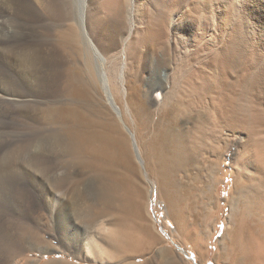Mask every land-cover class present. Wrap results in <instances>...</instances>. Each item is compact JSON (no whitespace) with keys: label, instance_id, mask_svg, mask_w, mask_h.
<instances>
[{"label":"bare ground","instance_id":"6f19581e","mask_svg":"<svg viewBox=\"0 0 264 264\" xmlns=\"http://www.w3.org/2000/svg\"><path fill=\"white\" fill-rule=\"evenodd\" d=\"M0 15L6 18L0 23L7 35L6 56L0 59V114L6 119L14 115L20 125L0 129V193L6 207L0 215V264H114L138 240L136 224L108 221L117 215L119 194L111 182L115 166L127 167L134 157L125 136L118 139L120 147L118 136L102 121L103 129H92L91 123L90 130L80 108L55 107L64 100L60 97L74 99L77 92L74 82L64 81L67 87L58 89V67L63 66L49 31L79 20L89 40L88 22L92 26L105 18L116 24L119 38L105 56L89 40L95 75L118 114L112 83L130 95L128 113L134 114L135 129L127 130L138 161L156 178L167 219L178 225L189 207L195 221L212 220V207H220L218 186L228 157L233 182L223 233L229 242L227 261L264 264V0H0ZM148 46L155 48L162 65L145 84L155 110L138 91L145 81L143 50ZM71 70V81L73 74L80 78L78 70ZM81 78L79 85L85 81ZM41 111L51 114L52 126L62 122L65 133L49 124L43 137ZM75 166L93 172L103 189L91 202L83 196L74 203L79 221L60 212L71 182L65 170ZM135 204L127 198L123 206L135 213ZM42 208L50 212L48 221L36 217ZM55 215L58 220L51 221Z\"/></svg>","mask_w":264,"mask_h":264},{"label":"rangeland","instance_id":"374dc122","mask_svg":"<svg viewBox=\"0 0 264 264\" xmlns=\"http://www.w3.org/2000/svg\"><path fill=\"white\" fill-rule=\"evenodd\" d=\"M4 19H6L5 16L2 17L0 15V21L4 20ZM111 22L112 21L110 19L105 18L100 23H97L96 25L92 24V26H91V25H89V22L87 24L88 31H89V37H90L89 40L92 39L91 41H93L92 42L93 46H95L98 50H100L99 52L102 55L105 53L107 54L106 51H107V49L111 48V46L113 48L116 47L117 42H118L119 34L117 33V28H115L116 24L112 22V24L114 25L113 26L111 24ZM47 23L48 22L46 21V25H47ZM75 29L77 31H75ZM66 32L67 33L70 32V33L67 34ZM54 33H56V34H54ZM49 34H50V38H51L50 40H52L51 41V43L53 45L52 49H53L54 53H56L57 56L59 57L57 59L58 65L63 66V68L58 67V70L60 69L57 72V75H58L57 79L60 80V82H59L60 86L58 89H60V90H62L63 88L65 89L67 87L68 83L74 82V87L76 89V92L78 95H80V96H78L76 94V96H73V95H75V94H73L71 96H73L75 98L73 99L71 97V99H70V97H68V96H70V94H68V95L65 94L64 96L60 97V100H59V101H61V100H63L62 98H64V100L61 101L62 104L60 102V104L58 103L57 105H55V107L56 106L59 107V105H60L61 107H64V106L73 107V108H76L77 110L80 108L78 111H80V113L84 112L82 116H84V120H86L85 122H87V124L89 123L88 127L90 130L92 128V126H91L92 124H93L92 129H94L95 128L94 125H96L97 128H95V130H98V129L100 130L101 128L103 129L104 126L108 125L106 127V129L108 128L109 131H111V133L115 137L118 136L117 137V141H118L117 145L120 142V140H118V139L119 138L121 140L124 139V137L122 136V135H124L125 138L127 139V140L125 139V141L127 142L126 144H128L127 147L129 149L131 148V150H129V151L131 153L132 152L134 153L133 154L134 157L131 156V158L133 157L132 161H130L127 164L129 166L126 167L125 164H118L115 166L116 170H117V176L114 177L116 179L112 178L111 182L114 181L113 183L117 186V194H119V195H117V211H116L117 215L113 214L112 216L109 217L108 221H114V218H115L116 221H118V220H120V221H131V223L136 224L137 225L136 236H137L138 240H137V242H135V245L134 246L132 245L131 248L127 252L121 253L122 255L120 256L118 262L114 263V264H229L228 263L229 259L227 258L228 257L227 251H230L229 244H228L229 242L223 238V233H224L225 226H226V217H227V214L229 211V208H228L227 203H226V199H227V197H229L231 187H232V182H233V179H232L233 169L231 167L230 159L228 157H226L222 163L223 171H222V174L220 175L221 182L218 186V192H219V195L221 198L220 207L217 204L214 205L215 207H217L216 209H215V207H212V209H211V212L213 214L212 220H210V221H195L194 216H192V214L194 215V212H193V210H192V212H190L191 210L188 207L184 213V216L185 215L186 216L185 217L183 216L184 218L182 217L183 220H185V221H179L178 225H177V221H175L174 223H176V224H174L172 220H170L169 218L167 219V210L164 206L163 199L159 195V193H157L158 192V190L156 188L157 183H155L156 178L154 176L150 175V172L148 171L147 168L145 170V167L138 161V159L136 157L132 138H131L130 134L128 133V130H127V127L131 128V130L135 129L134 128L135 127V125H134L135 119L132 115H130L132 112L130 111L128 113V108L129 109L131 108V104H130L131 103V101H130L131 97H130V95L129 94H127L126 96L122 95L117 90L116 86L113 85V83H112V87L110 86L111 87L110 88L111 98L113 100V103L117 107V109H119L118 111L120 112V114H118L117 111L115 110V108L110 104L109 100H107L108 95L104 91L102 83L99 80V76L95 75V73H96V69H95L96 68V66H95L96 65V58H95V54H94V48H92V44L90 43V41L84 35H82V30H81L79 20L78 21L74 20V21L69 22V23L61 24V27H59L55 30L49 31ZM3 35H4V38H6L7 35L4 32V23H0V59L4 58L6 56V50H5V44H4L5 40L3 38ZM69 35L73 37V38L71 37L70 40H69V38H70ZM76 37L78 38V40H76L77 39ZM113 37H115V38H113ZM115 39H117L116 42H115ZM85 40H87V41H85ZM107 43L109 45H107ZM57 46H58V48H57ZM108 46H110V47H108ZM66 47L68 50L66 49ZM72 47L75 50V52L72 49ZM88 48H90V50ZM147 48H148V50H145ZM76 49H77V52H76ZM154 49L155 48L148 46V47L144 48L145 51L143 50V63L145 65H147V69L145 70V72L143 74V79H145V81L141 82L140 85H138V87H140L138 90L140 92V95L143 94L144 97L146 96L145 97V101H146L145 103H147L148 108H150L151 110H155L157 107H153L152 104L150 103L151 100H148L149 94H147V93H149V92H148V89L146 88L145 84L147 83L148 80H150V78L152 77V75L154 74L156 69H158L159 67L162 66L161 64L159 66V64L157 63V60L160 59V56L158 55V53ZM101 51H103V52L105 51V52L102 53ZM91 52H92V55H91ZM154 52H156V53L154 54ZM61 53H63V54H61ZM105 55H103V56H105ZM152 55H157V56H152ZM145 56H146V58H145ZM67 57H68V59H67ZM79 57H81L80 60L83 59V61L81 60V63H80V60L78 59ZM151 59H152V61H151ZM74 61H75V63H74ZM87 61L90 64H88ZM91 61H93V64L91 63ZM145 61H146V63H145ZM150 61L152 64L150 63ZM86 63L88 64V66H86ZM72 64H73V66H72ZM82 64L84 66H81ZM74 65H76V67H74ZM71 69L72 70L74 69V70L72 71ZM89 69H92L94 71H92V70L90 71ZM67 70H71L73 73L76 70H78L76 72H78L77 74H78V76H80V78L78 77V79H76V78L74 79L75 74H73L72 81H71V77H69ZM93 72H94L95 79L93 78ZM86 74L87 75L89 74L88 75L89 78ZM64 76H66V77H64ZM67 77H69V78H67ZM81 77H83V80L85 79V81L81 83L83 85H81V84L79 85V83L81 82V79H82ZM73 79H74V81H73ZM89 79L92 80L91 82L93 83V85L91 84V82H89L90 81ZM76 80H77V82H76ZM64 81H65V83H67V82L68 83L65 84ZM94 81H98V82H94ZM75 82L76 83L79 82V83L76 84ZM87 82H89V84ZM86 83L89 85V87H87ZM97 83H99V84H97ZM75 84L79 85V86H76ZM2 85H3V82H2V79L0 78V87H3ZM80 86H82V88ZM93 86L94 87L96 86L95 88L98 89V91L96 89H94ZM87 89L89 91H87ZM115 89L117 91H115ZM90 90H92V91H90ZM93 91H96V92H93ZM92 92H93V94H92ZM117 92H119V93H117ZM90 94L92 95V97H90L91 96ZM65 96H66V99L68 101L65 99ZM153 96L158 98V94H153ZM76 97L78 98V100ZM96 98H97V100H96ZM79 99L82 101V104L79 103L80 102ZM114 99H115V101H114ZM87 100H88V102H91V101H93V102L88 103V102H86ZM70 102L73 105H71ZM75 102L77 103L78 107H77V105H75ZM67 104H68V106H67ZM62 105H64V106H62ZM81 105H82V108L79 107ZM4 110L5 111L9 110V108L8 109L5 108ZM11 110H14V109H10V111ZM47 110H46V112H47ZM46 112L42 113V111H41V113L43 115H41L42 119L40 120V123H39V127L44 129L45 134H43V137H47V132H48L47 129L48 128H50L51 130L60 131V134L65 133V132H63L64 131L63 126L61 125L62 122H60L61 124L58 123L59 120L57 122V124H58L57 127H56L57 124L55 122L52 123L54 126H52L48 122L49 121L48 119H50V121H51V117H49V116H51V114L47 113V114H50L48 116L45 114ZM121 112L123 114V117H122ZM0 113H2V112H0ZM13 116L14 115L8 116V118L6 119V117L3 118V116L0 114V123H1L0 129L1 130L5 129V130L10 131V128H12V130H15V128L19 129L20 125L18 124L16 119L14 121ZM47 117H48V119H47ZM1 119H3L2 122H1ZM92 120H93V122H92ZM114 120H116V121H114ZM44 122H46V123H44ZM95 122H96V124H95ZM99 122H101V125H103V127L102 126L99 127V125H100ZM103 122H105V123H103ZM7 125H8V127H7ZM48 125H49V127L47 128ZM114 125L116 126L115 128H114ZM109 126H112V127L109 128ZM54 127H56V128H54ZM116 129H117V131H115V133H114L113 131ZM120 130H122V131H120ZM118 131H119V134L121 135V137H120V135H116V133L118 134ZM129 140H130V142H129ZM120 143L118 146L121 147ZM131 163H132V165H131ZM68 170H65V171L67 173L71 174L70 175V178H71L70 181L71 182L67 186V191L65 192L66 198H65V196H63V198H65V201L63 202L64 206L60 207V209L62 211L60 209L59 210L64 216H66V215L70 216V218L73 221H79L77 219V215H75L77 212L76 211L77 209L75 208L74 203H76L78 200H80V197H83V196H86L89 199V201L91 202V200L94 199L95 195H101V192L103 191V189L99 188V187H101V184L99 185V180L95 177V175H93L94 174L93 172H85V171L83 172V170L81 171V169L78 166H75V167L68 169ZM80 172H82V173H80ZM72 174H73V176H72ZM115 181H116V183H115ZM0 190H1V188H0ZM127 198H130L133 204L136 203L135 204L136 206L134 205V209H137V210H135V213H129L124 208L123 203ZM1 201H2V195L0 193V215H2V214L4 215L6 207H5V204ZM84 203H85V201H84ZM137 203H139V205ZM88 205H89V202H88ZM137 205H138V207H137ZM85 209H87V208L85 207ZM214 209H215V211H214ZM24 211H26V210H24ZM137 211H139L140 213ZM38 213L39 214L36 216L37 218L39 216H41L42 217L41 221H48L49 213H50L49 211H47L45 208H42L40 211H38ZM25 217H27V213L23 214V219ZM56 219L58 220L57 215H55L53 217V220L51 219V221H56ZM84 219L85 218H83V221H85ZM141 227H142V229H141ZM54 242H55V245H59L56 240H54ZM185 252H187V254H185ZM237 254L239 256V253L234 251L233 256L235 255V257H236ZM55 257L61 258L64 256L57 254V255H55ZM48 258L49 257H47V259Z\"/></svg>","mask_w":264,"mask_h":264}]
</instances>
